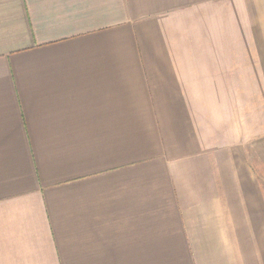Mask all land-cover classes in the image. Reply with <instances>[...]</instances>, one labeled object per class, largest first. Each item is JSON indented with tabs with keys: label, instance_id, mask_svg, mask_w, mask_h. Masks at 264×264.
I'll use <instances>...</instances> for the list:
<instances>
[{
	"label": "crops",
	"instance_id": "crops-1",
	"mask_svg": "<svg viewBox=\"0 0 264 264\" xmlns=\"http://www.w3.org/2000/svg\"><path fill=\"white\" fill-rule=\"evenodd\" d=\"M0 264H264V0H0Z\"/></svg>",
	"mask_w": 264,
	"mask_h": 264
}]
</instances>
